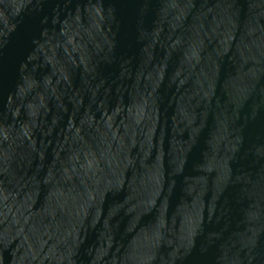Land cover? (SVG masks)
I'll return each mask as SVG.
<instances>
[{"label":"water","instance_id":"95a60500","mask_svg":"<svg viewBox=\"0 0 264 264\" xmlns=\"http://www.w3.org/2000/svg\"><path fill=\"white\" fill-rule=\"evenodd\" d=\"M0 264H264V0H0Z\"/></svg>","mask_w":264,"mask_h":264}]
</instances>
